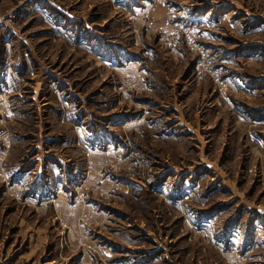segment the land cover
<instances>
[{
  "label": "rangeland",
  "instance_id": "rangeland-1",
  "mask_svg": "<svg viewBox=\"0 0 264 264\" xmlns=\"http://www.w3.org/2000/svg\"><path fill=\"white\" fill-rule=\"evenodd\" d=\"M0 264H264V0H0Z\"/></svg>",
  "mask_w": 264,
  "mask_h": 264
},
{
  "label": "built area",
  "instance_id": "built-area-1",
  "mask_svg": "<svg viewBox=\"0 0 264 264\" xmlns=\"http://www.w3.org/2000/svg\"><path fill=\"white\" fill-rule=\"evenodd\" d=\"M148 11H144L141 16L143 19L147 17ZM147 26L152 32L162 34L166 29H171L172 35L166 42L167 46L175 44L179 40H183L187 46L194 48L196 45L197 34L195 31L184 24L182 21L172 19L170 16H166L160 22L149 20L146 18Z\"/></svg>",
  "mask_w": 264,
  "mask_h": 264
},
{
  "label": "crops",
  "instance_id": "crops-1",
  "mask_svg": "<svg viewBox=\"0 0 264 264\" xmlns=\"http://www.w3.org/2000/svg\"><path fill=\"white\" fill-rule=\"evenodd\" d=\"M151 8V16L157 20L156 22H160L159 20L169 12L165 5H162L161 3L156 5L154 4ZM178 14H180V11H178Z\"/></svg>",
  "mask_w": 264,
  "mask_h": 264
}]
</instances>
